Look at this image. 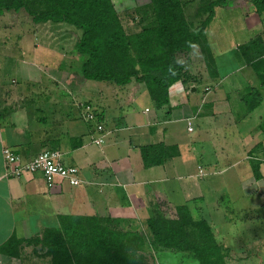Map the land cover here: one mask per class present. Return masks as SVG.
Returning a JSON list of instances; mask_svg holds the SVG:
<instances>
[{"label": "crops", "instance_id": "1", "mask_svg": "<svg viewBox=\"0 0 264 264\" xmlns=\"http://www.w3.org/2000/svg\"><path fill=\"white\" fill-rule=\"evenodd\" d=\"M246 2L216 10L206 31L210 63L194 46L166 104L136 80L84 79L87 57L51 42L55 34L0 31V264L98 263L95 245L74 252L79 233L88 243L113 232L149 240V219L180 207L230 252L220 260L264 264V19ZM49 23L67 25L34 24ZM86 105L95 122L85 119ZM7 148L23 163L57 151L82 183L49 188L41 173L12 178Z\"/></svg>", "mask_w": 264, "mask_h": 264}, {"label": "trees", "instance_id": "2", "mask_svg": "<svg viewBox=\"0 0 264 264\" xmlns=\"http://www.w3.org/2000/svg\"><path fill=\"white\" fill-rule=\"evenodd\" d=\"M261 4L264 0L257 2L260 10ZM184 5L181 0H150L149 4L138 7L136 23L142 26L133 35L125 30L112 0H0V16L24 9L35 24L52 22L81 30L83 34L76 49L87 57L82 68L84 79L117 86L136 80L146 85L152 99L166 104L169 89L184 71L178 55L188 54L198 45L206 61L211 60L206 31L215 18V11L201 27L192 31ZM163 213L166 212L160 211L148 221L150 246L193 254L200 264H221V249L213 243V233L205 220L196 221L189 209L183 207L177 208L179 218L175 220ZM79 234L73 250L83 254L90 252L88 246H97L102 254H97L100 261L94 264L134 262L116 252L123 242H115L119 236L114 232L110 236L106 233L105 238L103 234H94L93 243ZM78 243L82 244L81 249Z\"/></svg>", "mask_w": 264, "mask_h": 264}, {"label": "rangeland", "instance_id": "3", "mask_svg": "<svg viewBox=\"0 0 264 264\" xmlns=\"http://www.w3.org/2000/svg\"><path fill=\"white\" fill-rule=\"evenodd\" d=\"M114 2L115 9L117 13L119 14V17L122 19L124 28L127 31L129 35H133L135 33H138L141 31V26L136 23V19L139 16L137 14L136 10L138 7L149 4L150 0H124V3L130 4L131 8L127 9L126 6L120 5L119 2L116 3L118 0H112ZM184 5V10L186 14V19L190 25V29L192 31L198 29L201 27L208 19V17L211 15L212 11H215L214 15H216V10L223 8H227L229 5L238 4L240 5V2L242 0H181ZM230 1V2H228ZM244 1V0H243ZM247 4L244 6L246 9L252 8L255 9V4L258 8L257 11V17L264 19V4H262V9L257 5L258 1L263 0H247ZM231 2H235L234 4H231ZM255 2V3H254ZM13 3V1H11ZM245 9V12H246ZM255 12V11H254ZM252 12H249V16H251ZM215 17V16H214ZM135 20V21H134ZM33 18L28 14L27 10H20V11H9L0 16V31H2L3 37L5 38L8 36V34H11V37L15 35V32L22 29H30L33 28L37 32H41L42 30H45L49 33L55 34L53 38H51V42H54L56 45L60 43L61 45L67 46L66 49H72V47L75 49L77 48V43L80 41L83 32L81 30H76L75 27L71 25H53L51 23L47 24L48 26H38L33 23ZM35 25V26H34ZM212 25V23H211ZM210 31L215 29V26ZM208 27V28H209ZM207 28V29H208ZM63 30V31H62ZM61 32V34H59ZM213 32V31H212ZM56 35L61 36L62 38L55 37ZM8 40V39H7ZM213 42V41H212ZM212 42L209 43V54H212ZM69 47V48H68ZM157 48V47H156ZM65 48H62L64 50ZM69 49V50H70ZM186 54H180L178 55V61L182 64V61H184ZM214 55V54H213ZM167 209V208H166ZM167 218H170L172 220L178 219V215L176 213H163ZM146 239V240H145ZM122 241V246L119 244V249H117L116 252H121L123 256H129L132 261V264H200V262H194L189 263L187 261H178L175 260V255H183L184 252H177L173 250L168 249H160V248H153L150 246V241L146 236L139 235L137 233H129L127 237L125 238L124 235L119 237V239H115V242ZM145 244L148 243V244ZM112 243V242H111ZM81 249V246L78 247ZM223 255L227 254L230 255V252L222 247ZM153 261L152 262V259ZM158 258V259H157ZM178 258V256H177ZM224 258V256H223ZM121 264V263H120ZM125 264V261L122 263ZM221 264H233L231 260H221ZM254 264H258L257 262Z\"/></svg>", "mask_w": 264, "mask_h": 264}, {"label": "built area", "instance_id": "4", "mask_svg": "<svg viewBox=\"0 0 264 264\" xmlns=\"http://www.w3.org/2000/svg\"><path fill=\"white\" fill-rule=\"evenodd\" d=\"M85 119L89 122L96 121V114L91 105L84 108ZM96 129L103 132V125L98 124ZM192 131V128L189 129ZM97 145L104 143L103 138L94 141ZM5 165L8 175L12 178H20L25 174L41 173L49 188H54L57 181H67L71 186H79L82 181L79 178L77 167H67L61 160V154L53 150H45L34 157L31 161L23 163L21 157L10 148L4 150ZM200 174L204 176V171L200 169Z\"/></svg>", "mask_w": 264, "mask_h": 264}]
</instances>
